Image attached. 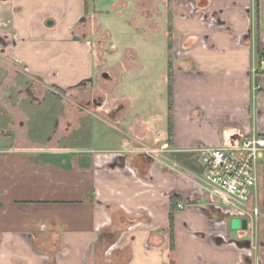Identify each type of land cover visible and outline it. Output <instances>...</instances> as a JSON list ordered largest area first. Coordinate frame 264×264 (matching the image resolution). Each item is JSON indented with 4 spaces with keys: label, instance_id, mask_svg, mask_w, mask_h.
Returning a JSON list of instances; mask_svg holds the SVG:
<instances>
[{
    "label": "crops",
    "instance_id": "0c3cea01",
    "mask_svg": "<svg viewBox=\"0 0 264 264\" xmlns=\"http://www.w3.org/2000/svg\"><path fill=\"white\" fill-rule=\"evenodd\" d=\"M101 1L0 0V61L64 89L90 79L88 26L115 4ZM190 1L194 12L174 1L171 16L173 137L164 145L173 166L130 151L106 153L99 168L101 158L0 140V264H264L258 217L231 228L203 182L198 152L264 133V0L257 48L240 10L254 0ZM126 50L141 67L137 57H154ZM171 195L179 200L170 236Z\"/></svg>",
    "mask_w": 264,
    "mask_h": 264
},
{
    "label": "rangeland",
    "instance_id": "374dc122",
    "mask_svg": "<svg viewBox=\"0 0 264 264\" xmlns=\"http://www.w3.org/2000/svg\"><path fill=\"white\" fill-rule=\"evenodd\" d=\"M156 1L114 0L110 15L103 14L98 17L100 22L88 26L87 36L95 53L94 73L90 79L79 81L80 85L64 89L50 82H35L23 67L0 61V140L48 149L51 155L62 151L101 158L99 168L105 167L106 155L115 154L118 159L130 151L145 156L150 165L155 157L156 166L172 167L171 146L164 145L168 136L164 56L167 52L171 64L174 1L180 9H186V15L194 10L190 0ZM240 10L248 16L250 37L257 48L259 0ZM203 12L201 20L221 25L217 17ZM248 43L251 45V41ZM127 48L154 57H137L141 67L135 58L127 57ZM176 162L193 170L180 160ZM261 163L264 175V158ZM191 179L199 181L193 174ZM262 200L263 186L258 199L260 236H264Z\"/></svg>",
    "mask_w": 264,
    "mask_h": 264
},
{
    "label": "built area",
    "instance_id": "2783aa9c",
    "mask_svg": "<svg viewBox=\"0 0 264 264\" xmlns=\"http://www.w3.org/2000/svg\"><path fill=\"white\" fill-rule=\"evenodd\" d=\"M198 152L203 182L211 188L214 202L228 217L246 218L247 222L257 219L263 186L260 163L264 158V133L241 135L229 143L204 147Z\"/></svg>",
    "mask_w": 264,
    "mask_h": 264
},
{
    "label": "trees",
    "instance_id": "16d2710c",
    "mask_svg": "<svg viewBox=\"0 0 264 264\" xmlns=\"http://www.w3.org/2000/svg\"><path fill=\"white\" fill-rule=\"evenodd\" d=\"M258 14L259 12L257 11L256 16L258 18ZM260 58H263L264 55L259 54ZM262 72H260L259 70L256 71V80L259 79V76ZM83 83V82H82ZM167 109H168V117H167V143L168 145L172 144V137H173V101H172V66L171 64L168 63V69H167ZM80 85L79 83H76L75 85ZM56 87V86H55ZM58 88V87H56ZM179 200V198L177 196L171 195L169 198V203H170V236H171V232L173 229V211L176 208V204L177 201ZM172 240V237L170 239V242Z\"/></svg>",
    "mask_w": 264,
    "mask_h": 264
},
{
    "label": "water",
    "instance_id": "95a60500",
    "mask_svg": "<svg viewBox=\"0 0 264 264\" xmlns=\"http://www.w3.org/2000/svg\"><path fill=\"white\" fill-rule=\"evenodd\" d=\"M262 205L264 207V175H263V200ZM230 225L232 229H247V219L243 218H232L230 221Z\"/></svg>",
    "mask_w": 264,
    "mask_h": 264
}]
</instances>
